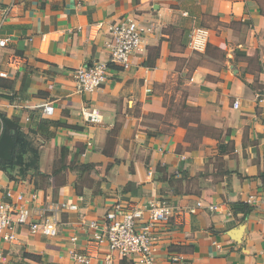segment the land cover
Listing matches in <instances>:
<instances>
[{
    "label": "crops",
    "instance_id": "1",
    "mask_svg": "<svg viewBox=\"0 0 264 264\" xmlns=\"http://www.w3.org/2000/svg\"><path fill=\"white\" fill-rule=\"evenodd\" d=\"M263 11L264 0H0V134L10 119L38 152L35 169L0 170V202L22 196L35 221L58 203L78 207L58 213L53 238L15 225L0 264H106L88 224L103 226L117 203L159 199L174 214L157 229L155 264H264ZM124 18L150 28L141 50L78 93L74 71L108 61L110 27ZM196 28L208 31L204 51L190 48Z\"/></svg>",
    "mask_w": 264,
    "mask_h": 264
},
{
    "label": "built area",
    "instance_id": "2",
    "mask_svg": "<svg viewBox=\"0 0 264 264\" xmlns=\"http://www.w3.org/2000/svg\"><path fill=\"white\" fill-rule=\"evenodd\" d=\"M150 32L149 27L128 18L112 25L110 39L105 45L108 61H97L89 67L76 69L73 77L77 92L94 93L100 89L107 81L109 65L128 69L132 55L141 50L143 38ZM208 38L207 30L196 28L191 34L190 48L197 52L204 51ZM8 42L9 39L0 38V48L5 47ZM5 76V73L0 72V77ZM255 100L258 104L264 105V87L255 95ZM233 105L234 108H238L237 101ZM41 111L44 116H51L54 108L49 103L43 104ZM81 116L84 121L91 124H99L102 121L99 111L93 108L82 109ZM6 196L9 198L10 193ZM21 202L22 196H18L14 204L0 202V238L5 242L15 240L13 233L15 225L25 226L31 233L53 238L57 235L58 213L78 211L76 205L58 203L50 217L35 221ZM202 207L201 202H198L196 207L188 210V213L195 214L197 209ZM208 209L212 211L216 208L211 206ZM173 214L174 208L164 199L148 201L142 208H123L117 203L105 214L103 226L91 222L88 227L95 231L93 238L98 244L106 243L108 246L110 255L106 258V264L111 263L112 254L120 259L130 258L134 264H155L153 245L156 241L157 229L167 223ZM73 259L75 264H89V260L80 255H73ZM171 262L179 264L181 260L172 257Z\"/></svg>",
    "mask_w": 264,
    "mask_h": 264
},
{
    "label": "trees",
    "instance_id": "3",
    "mask_svg": "<svg viewBox=\"0 0 264 264\" xmlns=\"http://www.w3.org/2000/svg\"><path fill=\"white\" fill-rule=\"evenodd\" d=\"M264 15V11H263ZM28 150L30 153V160L28 163H23V157L25 151ZM38 160V152L36 149L31 147L27 136L23 132H19L15 137V150L13 151V160L9 163H3L0 161V170L9 172L16 167H19L20 173H24L28 168H36L35 162ZM234 208H243L242 204H235ZM248 210V208H247Z\"/></svg>",
    "mask_w": 264,
    "mask_h": 264
},
{
    "label": "water",
    "instance_id": "4",
    "mask_svg": "<svg viewBox=\"0 0 264 264\" xmlns=\"http://www.w3.org/2000/svg\"><path fill=\"white\" fill-rule=\"evenodd\" d=\"M3 129L0 134V160L10 162L12 151L15 148L14 138L17 136V124L10 119L2 118Z\"/></svg>",
    "mask_w": 264,
    "mask_h": 264
}]
</instances>
